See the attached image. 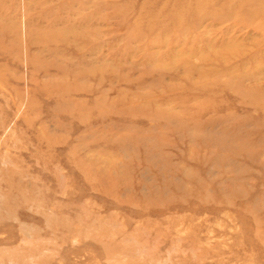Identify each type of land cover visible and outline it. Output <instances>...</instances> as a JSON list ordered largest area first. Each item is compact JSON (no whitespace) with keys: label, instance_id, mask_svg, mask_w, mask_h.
<instances>
[{"label":"rangeland","instance_id":"rangeland-1","mask_svg":"<svg viewBox=\"0 0 264 264\" xmlns=\"http://www.w3.org/2000/svg\"><path fill=\"white\" fill-rule=\"evenodd\" d=\"M0 264H264V0H0Z\"/></svg>","mask_w":264,"mask_h":264}]
</instances>
